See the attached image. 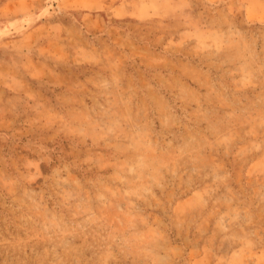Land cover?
<instances>
[{"label":"rangeland","instance_id":"obj_1","mask_svg":"<svg viewBox=\"0 0 264 264\" xmlns=\"http://www.w3.org/2000/svg\"><path fill=\"white\" fill-rule=\"evenodd\" d=\"M0 264H264V0H0Z\"/></svg>","mask_w":264,"mask_h":264}]
</instances>
